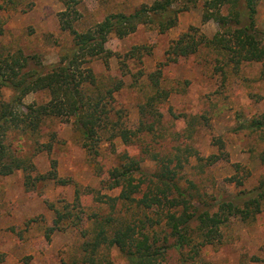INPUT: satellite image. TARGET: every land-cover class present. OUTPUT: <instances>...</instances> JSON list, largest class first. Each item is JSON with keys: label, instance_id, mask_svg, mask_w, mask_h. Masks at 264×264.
I'll list each match as a JSON object with an SVG mask.
<instances>
[{"label": "rangeland", "instance_id": "374dc122", "mask_svg": "<svg viewBox=\"0 0 264 264\" xmlns=\"http://www.w3.org/2000/svg\"><path fill=\"white\" fill-rule=\"evenodd\" d=\"M65 1L0 0V52L20 50L25 55L37 56L46 66L56 63L60 48L70 46L73 40L69 32L60 29L59 15L66 10ZM70 1L81 16L73 24L78 32L86 31L109 14L132 12L152 2ZM203 2L200 0L197 7L182 13L178 25L165 34L141 27L127 38H113L108 44L109 69L102 60L92 65L100 77L124 83L115 95L116 104L126 111L124 120L132 130L139 128V106L151 93L148 76L166 62L170 43L190 29L208 38L218 31L215 22L202 21ZM257 24L264 33V0L258 5ZM134 47H140V52L130 57ZM221 61L217 53L204 49L162 66V86L171 93L158 105L162 120L155 138L143 135L140 141L128 146L120 140L113 145L107 143L93 158L82 148L70 123L48 119L39 141L52 145V151L33 157L36 171L32 176L47 175L52 162H56L58 179L67 184L35 180L27 186L28 173L24 171L0 175V264H85L82 246L92 235L95 217L111 213L98 200L104 194H119L106 192L102 182L117 156L124 152L146 159L142 164L144 171L158 170L157 162L150 159L152 155L142 154V145L151 141L162 158L172 157L180 150L185 162L181 172L184 185L188 186L187 180L192 181L201 194L235 195L256 188L264 179V135L241 126L264 113V61L245 64L238 70ZM13 95L10 89L2 91L4 101ZM47 100L46 92H38L26 96L23 102L30 105ZM4 144L17 156L33 153L31 142L16 134L9 135ZM212 154L221 155L222 159L202 168L197 158ZM233 176L244 181L243 187L229 181ZM77 191L80 205L76 204ZM57 212L67 219H61ZM60 219L58 225L62 229L51 231ZM86 232L88 236L84 237ZM222 233L220 243L202 249L197 264H264V205L255 220L232 218ZM101 256L102 264H125L116 248H103ZM168 260L169 264H178L179 255L169 253Z\"/></svg>", "mask_w": 264, "mask_h": 264}, {"label": "trees", "instance_id": "16d2710c", "mask_svg": "<svg viewBox=\"0 0 264 264\" xmlns=\"http://www.w3.org/2000/svg\"><path fill=\"white\" fill-rule=\"evenodd\" d=\"M199 2L152 0L132 12L109 14L86 31L78 32L73 24L80 19V13L66 0V10L59 15L60 29L69 32L73 40L70 46L60 48L56 63L46 66L37 56L25 55L20 50L0 52V175L24 171L28 173L27 186L35 180L67 184L58 179L56 162H52V170L47 175L32 176L36 171L33 157L52 151V145L39 141L48 119L70 123L82 148L93 158L107 143L113 145L120 140L128 146L140 141L143 135L157 137L162 120L158 105L171 93L162 86V66L204 49L217 53L221 64L237 70L245 64L264 61V33L257 24L260 0H204L202 21L215 22L218 31L208 38L190 29L170 43L166 62L148 76L151 93L139 106V128H129L124 120L127 113L119 108L115 97L124 83L100 77L92 65L102 60L109 69L108 44L113 38H127L141 27H151L165 34L178 25L182 13L197 7ZM140 49L134 47L129 56L133 57ZM3 89L14 92L8 101L2 99ZM38 92L48 94L47 102L24 104L26 96ZM241 129L264 135V113L242 124ZM11 134L30 141L32 155L17 156L6 147L4 142ZM153 142L142 145V154L152 155L150 159L157 162L158 170L144 171L142 164L146 159L124 152L117 156L107 179L102 182L106 192L119 191V194H104L98 200L106 204L111 213L95 217L92 235L82 246L85 264H102L103 248H116L125 258V264H169V253L179 255L178 264H197L203 248L222 241V229L232 218L255 220L263 212L264 179L249 191L208 197L201 194L192 181L187 180L188 186L184 185L181 172L185 162L180 150L172 157L162 158L151 145ZM197 159L204 168L215 165L222 156L212 154ZM229 181L237 187L244 185L236 176ZM76 193V204L80 205L79 191ZM59 217L67 219L64 214ZM61 219L56 220L51 231L62 229L58 225ZM87 236V232L84 233V237Z\"/></svg>", "mask_w": 264, "mask_h": 264}]
</instances>
